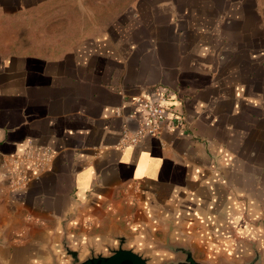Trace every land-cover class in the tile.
<instances>
[{
	"label": "crops",
	"instance_id": "0c3cea01",
	"mask_svg": "<svg viewBox=\"0 0 264 264\" xmlns=\"http://www.w3.org/2000/svg\"><path fill=\"white\" fill-rule=\"evenodd\" d=\"M56 1L0 0V24ZM133 5L60 49L11 46L0 28V264H64L62 235L101 252L129 232L139 249L208 246L195 257L208 264L248 260L255 244L264 264L261 1ZM156 92L160 135L118 149L142 118L135 99ZM28 147L49 148L50 162L12 188Z\"/></svg>",
	"mask_w": 264,
	"mask_h": 264
},
{
	"label": "rangeland",
	"instance_id": "374dc122",
	"mask_svg": "<svg viewBox=\"0 0 264 264\" xmlns=\"http://www.w3.org/2000/svg\"><path fill=\"white\" fill-rule=\"evenodd\" d=\"M136 1L138 0H57L54 6H49L44 12H41L45 16L44 20L42 18L38 19L37 17L42 14L34 11V13L29 12L23 16H15L13 20L6 24V27L0 24V28H5L7 35H12L10 36L13 44L11 46L30 45L31 48L60 49L82 37L100 32L118 14L133 7ZM260 1L264 8V0ZM130 234L129 232L128 236ZM129 244L133 246L132 248L135 251L148 257L150 264H159L165 260H180L183 258L181 254H176L175 256L166 254L163 246L153 241L148 242L142 249H139L137 245L131 244V241L128 240ZM148 246H151L150 249H148ZM79 247L82 249L85 246ZM112 247L114 245H110L109 248ZM198 247L199 249L196 248L195 257L201 258L211 253L210 250L212 249L208 246L203 247L199 244ZM108 249H102L105 255L109 253ZM83 252V254L86 253L85 250ZM162 256H164L163 259H160ZM66 259V262H68L69 258L66 257ZM204 261L210 262L208 260Z\"/></svg>",
	"mask_w": 264,
	"mask_h": 264
},
{
	"label": "built area",
	"instance_id": "2783aa9c",
	"mask_svg": "<svg viewBox=\"0 0 264 264\" xmlns=\"http://www.w3.org/2000/svg\"><path fill=\"white\" fill-rule=\"evenodd\" d=\"M136 106L142 111V118L134 129L125 128L117 142L116 147L123 149L127 146L137 145L143 138H156L160 135L161 127L165 121L167 96L156 92L153 99H135ZM119 113V110L116 111ZM174 125L182 124L183 117L174 115L171 119ZM51 151L46 147H28L19 158V162L11 167L9 183L12 188H21L27 183L25 172L30 170L38 174L50 162Z\"/></svg>",
	"mask_w": 264,
	"mask_h": 264
},
{
	"label": "water",
	"instance_id": "95a60500",
	"mask_svg": "<svg viewBox=\"0 0 264 264\" xmlns=\"http://www.w3.org/2000/svg\"><path fill=\"white\" fill-rule=\"evenodd\" d=\"M112 241L113 243L110 245H114V247L109 248L110 245L103 246L104 250L109 248V253L105 255L103 250L97 252L92 247L86 246L82 249L79 246L73 247L70 242H68L66 236L62 235L60 241L61 251L65 257L69 258V261L64 264H150L148 257H145L141 253L135 251L132 246L128 245V238L124 236H114ZM80 246L82 247V245ZM161 246H163V250H165L164 252H166V254L171 256L181 254L183 258L180 260H165L159 264H208L205 261L195 259L192 255V251L186 244L178 243L177 241H170L166 238L164 244ZM150 247L148 246V249H150ZM251 247L252 255L248 260L238 263L226 262L225 264H261L260 252L256 249L255 244ZM84 250L86 251L85 254H83ZM163 257L164 256L160 259H163Z\"/></svg>",
	"mask_w": 264,
	"mask_h": 264
}]
</instances>
